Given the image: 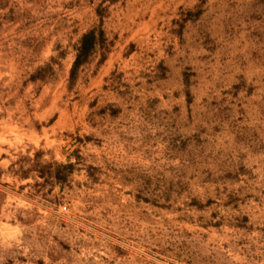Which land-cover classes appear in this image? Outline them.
Returning a JSON list of instances; mask_svg holds the SVG:
<instances>
[{
    "label": "rangeland",
    "instance_id": "1",
    "mask_svg": "<svg viewBox=\"0 0 264 264\" xmlns=\"http://www.w3.org/2000/svg\"><path fill=\"white\" fill-rule=\"evenodd\" d=\"M0 264H264V0H0Z\"/></svg>",
    "mask_w": 264,
    "mask_h": 264
},
{
    "label": "trees",
    "instance_id": "2",
    "mask_svg": "<svg viewBox=\"0 0 264 264\" xmlns=\"http://www.w3.org/2000/svg\"><path fill=\"white\" fill-rule=\"evenodd\" d=\"M97 45V40L94 32H89L85 34L81 40L80 47L77 50L76 61L74 63L73 69L71 71V77L74 78L76 71L80 64L86 63V58L91 56ZM41 158L36 157V169L34 170L37 173V176L48 182H54V184L61 187L66 186L70 178L75 172L76 164L72 162L71 157L67 163H57L50 162L46 165L41 166ZM40 165V166H39ZM33 171V170H32ZM30 177V172H27L22 176V179H27Z\"/></svg>",
    "mask_w": 264,
    "mask_h": 264
}]
</instances>
